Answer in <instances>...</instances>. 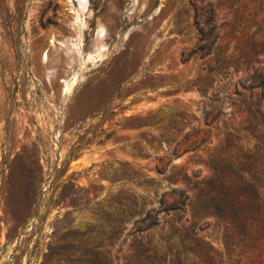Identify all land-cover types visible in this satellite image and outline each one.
<instances>
[{"label": "rangeland", "instance_id": "obj_1", "mask_svg": "<svg viewBox=\"0 0 264 264\" xmlns=\"http://www.w3.org/2000/svg\"><path fill=\"white\" fill-rule=\"evenodd\" d=\"M85 2L0 0V264H264V0Z\"/></svg>", "mask_w": 264, "mask_h": 264}, {"label": "trees", "instance_id": "obj_2", "mask_svg": "<svg viewBox=\"0 0 264 264\" xmlns=\"http://www.w3.org/2000/svg\"><path fill=\"white\" fill-rule=\"evenodd\" d=\"M201 1H203V0H201ZM201 8H203V7H201ZM208 11V13L209 14H211V9H208L207 10ZM214 187L213 188H211V191H213L214 193H216L217 195H218V192H219V190H218V188H220L221 187V185H222V183L218 180V178H216V176H215V179H214ZM244 184H249L248 183V181H244ZM246 191V190H245ZM245 191L243 192V194H241V195H243L244 197L246 196L245 195ZM227 203H228V205L230 206V211L231 212H229V217H230V219H231V221H233L234 222V219H235V217H237L236 216V214L234 213V212H232V208L235 206V205H237V203L240 201V199H239V194L235 191V189H233V187H229L228 188V191H227ZM217 195H215V197L217 196ZM173 208L175 207V206H172ZM243 215H244V218L246 219H248V215H247V213L245 212V213H243ZM185 251L186 250H184L182 253H185ZM140 254L141 255H143L142 257H143V259H147V257L149 256V249H147V250H141L140 251ZM181 253H180V251H176V255L177 256H179ZM143 264V263H142ZM155 264H157V263H155Z\"/></svg>", "mask_w": 264, "mask_h": 264}, {"label": "bare ground", "instance_id": "obj_3", "mask_svg": "<svg viewBox=\"0 0 264 264\" xmlns=\"http://www.w3.org/2000/svg\"><path fill=\"white\" fill-rule=\"evenodd\" d=\"M78 2H77V5H78V8H80L81 10H83L84 9V7H85V4H86V2H85V0H77ZM77 8V10H79ZM80 12V11H79ZM73 13V12H72ZM88 13V12H87ZM76 19H77V21H80L81 20V23H82V25H84V22L82 21V17L81 16H79V13L76 11ZM102 30H103V27L102 26H99L98 27V29H97V37H99L100 35H99V33H101L102 32ZM81 32L80 33H82V29L80 30ZM79 37H80V35H79ZM105 38V37H104ZM104 38H100V40L101 39H104ZM81 39V38H80ZM76 40V39H75ZM97 41V40H96ZM103 42H104V40H103ZM103 42H102V40L101 41H97V44H96V46H95V49H100V48H102L103 47ZM74 46V45H73ZM93 50H94V48H92ZM68 51V50H67ZM75 51V50H74ZM90 51H92V50H90ZM69 52V51H68ZM94 52V51H93ZM97 52H99V51H97ZM73 53V52H72ZM87 53V52H86ZM91 53V52H90ZM89 53V54H90ZM92 54V53H91ZM72 55V54H71ZM93 55V54H92ZM87 56H89V55H87ZM71 82V81H70Z\"/></svg>", "mask_w": 264, "mask_h": 264}, {"label": "water", "instance_id": "obj_4", "mask_svg": "<svg viewBox=\"0 0 264 264\" xmlns=\"http://www.w3.org/2000/svg\"><path fill=\"white\" fill-rule=\"evenodd\" d=\"M75 2H76V4H77V2H78V1H77V0H75ZM96 35H98V34H96Z\"/></svg>", "mask_w": 264, "mask_h": 264}]
</instances>
